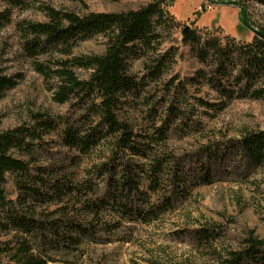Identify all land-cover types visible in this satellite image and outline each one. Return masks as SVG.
Returning <instances> with one entry per match:
<instances>
[{
    "label": "rangeland",
    "instance_id": "obj_1",
    "mask_svg": "<svg viewBox=\"0 0 264 264\" xmlns=\"http://www.w3.org/2000/svg\"><path fill=\"white\" fill-rule=\"evenodd\" d=\"M150 1L26 0L12 6L0 0V74L14 81L0 98V131L26 126L36 134L26 138L25 148L10 151L28 163V172L6 173L2 186L17 215L85 227L82 233L66 230L78 241L51 250L47 264H221L249 236L264 239V149L255 158L242 144L245 135L264 131V94H252L264 89V74L241 79L240 57L225 65L214 55L202 61L182 39L187 26L202 40L250 42L252 29L239 20L238 7L224 3L232 0H164L170 18L158 28L156 50L128 59L137 87L120 96L116 115L132 131L139 154L120 150L112 134L87 153L66 144L68 127L82 137L103 129L92 104L97 100L82 92L64 103L54 98L58 81L37 65L57 68L65 57L54 48L32 55L26 24L47 21L45 7L83 15ZM243 2L251 22L264 26V4ZM104 43L103 36H94L71 55L101 53ZM157 62L162 71L150 78L145 66ZM74 70L88 78L87 69ZM44 119L54 127L41 128ZM161 158L153 188L151 167ZM124 175L138 188L124 187ZM57 184L61 191H55ZM100 200L102 208L92 205ZM202 231L210 236L200 237Z\"/></svg>",
    "mask_w": 264,
    "mask_h": 264
},
{
    "label": "trees",
    "instance_id": "obj_2",
    "mask_svg": "<svg viewBox=\"0 0 264 264\" xmlns=\"http://www.w3.org/2000/svg\"><path fill=\"white\" fill-rule=\"evenodd\" d=\"M12 6H21L26 0H4ZM244 0H232L238 7L239 20L252 29L253 37L250 42L242 45H222L217 38L203 39L194 30H187L183 40L188 42L190 49L200 60L205 61L208 56L214 55L225 63H231L235 56L242 59L239 69L241 79L252 80L254 73L264 74V26L254 25L249 19ZM264 4V0H257ZM164 0H152L135 9L112 12H89L77 14L73 11L56 10L45 7L47 21L27 23V31L32 39L27 42V48L32 55L44 54L49 48L58 49L65 57L57 61V68L38 64L37 69L46 77L55 78L57 91L54 98L64 103L72 94L80 92L92 95L95 115L99 118L98 125L103 129L94 128L85 137L75 135L70 127L65 129V140L69 147L87 153L93 147L112 134L116 137V144L120 150H131L134 154L141 151L136 148L132 139L133 133L127 125L118 120L116 109L120 96L137 87V82L128 70V59L141 58L149 50H156L160 43L158 28L167 26L169 15L163 7ZM204 9V5L201 11ZM101 35L105 38L104 50L101 53L72 56L73 48L81 42ZM145 66V65H144ZM74 68H84L89 71L88 78L80 79ZM150 78L159 77L162 71V62L146 65ZM14 86V81L0 74V98L6 89ZM253 97L262 98L264 89L252 91ZM39 126L50 130L54 124L48 120H41ZM26 126H16L13 129L0 131V235L8 234V238L0 239V256H6L5 262L0 264H47L51 257L49 252L60 246H67L78 241L67 231L81 232L85 230L82 223H37L24 215H17L13 211L12 201L7 199L2 186L6 173H27L28 163L11 154L14 148H25L28 145L26 138L35 136ZM164 135V133H163ZM242 144L257 158L264 149V131L249 133L242 138ZM163 159H155L151 167L150 180L153 188L157 187L158 172L163 166ZM123 185L128 188H138V181L128 176L122 177ZM174 179L180 181L177 172ZM26 188V185H19ZM70 188V185H68ZM55 191H61L59 184L54 186ZM115 203L116 198H112ZM94 207L102 208L103 201L93 202ZM12 212V213H9ZM151 214H156L150 209ZM15 213V214H14ZM150 216V215H149ZM65 227V228H64ZM201 233V232H200ZM210 233H202L200 237L208 238ZM221 264H264V239L249 236L245 245L237 250L228 252V257Z\"/></svg>",
    "mask_w": 264,
    "mask_h": 264
},
{
    "label": "water",
    "instance_id": "obj_3",
    "mask_svg": "<svg viewBox=\"0 0 264 264\" xmlns=\"http://www.w3.org/2000/svg\"><path fill=\"white\" fill-rule=\"evenodd\" d=\"M187 30H188V27L186 26V27L183 29L182 34H185Z\"/></svg>",
    "mask_w": 264,
    "mask_h": 264
}]
</instances>
